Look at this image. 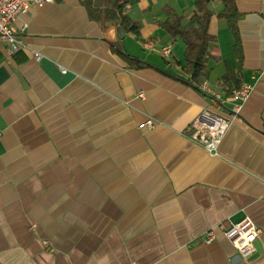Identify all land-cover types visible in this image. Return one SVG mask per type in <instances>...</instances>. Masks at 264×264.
I'll list each match as a JSON object with an SVG mask.
<instances>
[{"label": "crops", "instance_id": "0c3cea01", "mask_svg": "<svg viewBox=\"0 0 264 264\" xmlns=\"http://www.w3.org/2000/svg\"><path fill=\"white\" fill-rule=\"evenodd\" d=\"M194 2L129 3L140 37L102 28L80 0L18 15L27 48L10 53L0 40V264H264V0H234L239 62L221 4H210L221 60L204 84L226 95L228 69L252 84L216 154L183 134L212 93L130 67L109 47L119 39L139 60L187 76L184 44L160 22L171 11L188 19ZM245 216L262 233L241 257L218 225ZM209 229L213 241L195 242Z\"/></svg>", "mask_w": 264, "mask_h": 264}, {"label": "trees", "instance_id": "16d2710c", "mask_svg": "<svg viewBox=\"0 0 264 264\" xmlns=\"http://www.w3.org/2000/svg\"><path fill=\"white\" fill-rule=\"evenodd\" d=\"M136 0H80L90 19L102 28L114 26L123 33H132L141 36V23L130 18L127 5ZM218 1L221 8L218 17L222 18L230 29L234 43L233 51L241 59V43L237 21L240 16L234 0H195L194 10L188 19L182 14L171 11L168 17L160 22L170 38H179L184 44V62L181 65L187 76L165 70L161 67L139 60L136 56L127 53L121 40L109 43L112 52L119 55L126 64L133 68L154 67L166 76L184 82L200 89L208 78L210 62L221 60L218 52L217 39L208 30L211 16L214 14L210 7L212 2ZM240 86V77L228 69L221 78V87L229 95Z\"/></svg>", "mask_w": 264, "mask_h": 264}, {"label": "built area", "instance_id": "2783aa9c", "mask_svg": "<svg viewBox=\"0 0 264 264\" xmlns=\"http://www.w3.org/2000/svg\"><path fill=\"white\" fill-rule=\"evenodd\" d=\"M56 0H0V40L7 45L10 53L17 52L27 48L23 38L15 29L14 23L19 14L27 12L32 6L42 7L45 4L53 3ZM33 57L38 60L40 54L31 50ZM171 53V45L166 44L161 48V56L167 57ZM65 71L64 69H62ZM203 90L210 93L212 91L204 84L201 85ZM252 91L251 83H243L229 95H220L212 93L210 104L203 108L193 118L186 130L184 136L190 141L203 147L208 153L216 154L218 145L229 126L239 120L238 114L242 103L247 99ZM138 96H143V92H138ZM225 110V114L221 113ZM143 125L152 127L154 120L148 118ZM1 135V130H0ZM219 229L224 236L231 242L241 257L251 255L254 250L255 240L261 235L262 229L254 224L247 216L235 222L219 224ZM215 238L213 229H209L198 238L195 242L210 243ZM45 247L51 250L47 240L42 241Z\"/></svg>", "mask_w": 264, "mask_h": 264}, {"label": "water", "instance_id": "95a60500", "mask_svg": "<svg viewBox=\"0 0 264 264\" xmlns=\"http://www.w3.org/2000/svg\"><path fill=\"white\" fill-rule=\"evenodd\" d=\"M120 36L123 37L124 36V33L120 31Z\"/></svg>", "mask_w": 264, "mask_h": 264}]
</instances>
